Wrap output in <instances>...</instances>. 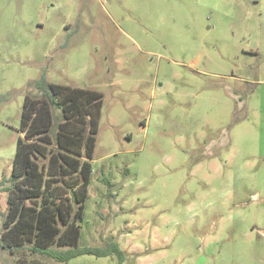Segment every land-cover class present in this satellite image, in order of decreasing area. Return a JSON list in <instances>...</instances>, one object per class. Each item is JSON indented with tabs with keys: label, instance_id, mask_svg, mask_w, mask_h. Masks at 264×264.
Listing matches in <instances>:
<instances>
[{
	"label": "rangeland",
	"instance_id": "obj_1",
	"mask_svg": "<svg viewBox=\"0 0 264 264\" xmlns=\"http://www.w3.org/2000/svg\"><path fill=\"white\" fill-rule=\"evenodd\" d=\"M42 78L103 97L79 246L121 253L68 264H264V0H0V236Z\"/></svg>",
	"mask_w": 264,
	"mask_h": 264
},
{
	"label": "trees",
	"instance_id": "obj_2",
	"mask_svg": "<svg viewBox=\"0 0 264 264\" xmlns=\"http://www.w3.org/2000/svg\"><path fill=\"white\" fill-rule=\"evenodd\" d=\"M27 95L8 180L0 248L13 264H68L119 252L118 245L80 247L103 97L42 78Z\"/></svg>",
	"mask_w": 264,
	"mask_h": 264
}]
</instances>
